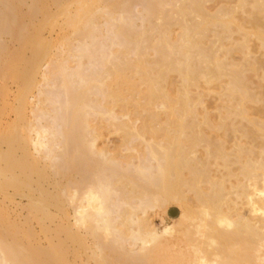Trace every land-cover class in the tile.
Returning <instances> with one entry per match:
<instances>
[{
    "label": "rangeland",
    "instance_id": "obj_1",
    "mask_svg": "<svg viewBox=\"0 0 264 264\" xmlns=\"http://www.w3.org/2000/svg\"><path fill=\"white\" fill-rule=\"evenodd\" d=\"M113 1L103 0L101 9L92 13L91 21L87 17L85 22H90L83 28L87 35L89 30L99 27L100 30L96 28V33L100 32L96 39L103 41L107 34L111 35L107 32L109 26L106 27V20L111 15L112 31L118 35L115 43L119 44L114 48L115 55H110L113 57H102L104 61L96 55L79 57L75 51L79 34L73 28L63 27L66 17L62 9L52 7L50 28L46 26L41 35L49 42L50 51L38 44L37 53L27 51L18 61L17 75L5 72L0 77V135L3 133L4 136L3 139L0 137V155L14 145L13 156L20 164L9 172L5 169L6 162L0 159V170H3L0 172V264H84L87 261L89 264H135L136 260L139 261L137 264H178L181 252L175 248L164 251V239L153 237L151 241L149 232H160L165 226L172 225V221L166 219V210L177 208L182 193L188 198L191 196V200L194 191L188 185L195 186L196 181L204 190V196L202 189H199L200 193L196 192V186L194 192L204 197L205 202L195 203L196 210L202 211V223L208 224L203 226L223 227H217L219 233L216 231L215 235L203 239V254L200 248L203 257L198 255L196 259H203L202 264H255L252 255L256 253L254 245L258 237L251 230L237 227L239 213L233 207L240 205V201L237 195L230 194L225 180H218L222 177L216 173L213 156L219 149L213 139L212 125L223 116L230 64L235 63V68L242 65L247 43L252 55H257L258 1ZM40 19L38 17V21ZM183 29H187L190 37H187L190 43L185 48ZM165 39H170L171 43L178 41L174 43V53L164 49ZM85 41L91 42L87 38ZM64 59L67 60L65 67L72 69L82 64L84 69L92 70V66H99L93 70L100 68L103 72L102 81L108 86L102 88L104 101L107 99L105 104L102 103L104 113L90 118L89 122V129H95L96 133L78 132L81 119L77 116L79 121L72 120V126L76 125L69 131V136L66 134L69 132L61 130L62 122L52 119L59 104L50 102L47 93L50 88L45 87L43 78L58 77V60ZM58 87L54 88L57 93L62 91ZM90 97L94 99V96ZM41 112L45 113L42 115ZM107 112H112L117 121L111 123ZM27 129L32 131L30 139H36L35 145L23 140ZM61 137H65L62 138L64 143ZM219 154L217 162L221 165L223 159ZM11 176H16L15 184L3 187ZM26 196L28 198H24ZM195 197L200 198L193 196L192 199ZM140 198H144V202ZM99 205L101 211H98ZM103 208L109 216L106 217L105 211L103 214ZM99 212L106 219L101 218ZM216 214L224 219L222 217L220 221ZM214 217L224 223L214 224ZM207 219H212L217 226ZM104 220L111 224L107 227ZM145 223L150 224L149 229ZM214 230L216 228L213 233ZM145 240L147 242L143 244ZM179 248L188 254L191 262V246L185 243ZM86 257L89 260L85 261Z\"/></svg>",
    "mask_w": 264,
    "mask_h": 264
},
{
    "label": "bare ground",
    "instance_id": "obj_2",
    "mask_svg": "<svg viewBox=\"0 0 264 264\" xmlns=\"http://www.w3.org/2000/svg\"><path fill=\"white\" fill-rule=\"evenodd\" d=\"M110 1H113V0H110ZM124 1H126V0H124ZM256 1H258L257 5H259V6L257 8H259L258 11L260 14V15H258L259 20L257 21L258 26H259V29L257 31V36H256L257 41H258L257 55L256 56L252 55V53L249 51L250 49L247 48L248 47L247 46L248 43H247L246 44L247 47L245 46V48L247 50L245 49L246 51L244 52V55L242 57V61L244 63L242 62V65L239 66L241 64L240 63L238 65L239 66L238 68L234 67V65H236L235 63H233L234 65L231 63L230 64L231 67L229 66L230 68L228 69V71L226 70L227 71V74H226L227 79L225 82V98H226V100H225V104H223L224 105V107H223L224 111L222 114L223 116L220 117V119H219V121H217V123H213L212 131L214 132V135H215L213 139L216 141V144H218L217 147L215 146V144H214V146L219 149V152L221 153L220 157L223 159L222 164L219 165L217 160L219 159L218 155H220V154L216 150L217 151L216 154L215 155L213 154L214 160H216L215 161L216 173H217L218 177H220V176L222 177L218 180H220V181L222 180V182H223V180H225L226 181V182L224 181L225 184L228 183L227 186H228L230 194L232 196L233 195L238 196L237 200L240 201V205L235 204V206L233 207V209L239 213L238 214V216H239L238 222L239 223H238L237 227L239 229H242L245 231L248 230V232H249V230H251L254 234H256V237H258L257 238V244L255 243L256 245H254V246H256V250H255L256 253H254V255H252V256H254L255 264H264V0H256ZM101 2H103V0H0V77H3L5 72L11 73V74H14V72H15L17 75L18 72L16 71V68L18 66V61L23 59V56L27 51H29L33 54L37 53L39 50L38 44H41L47 52L50 51L49 50V42L45 38H43L41 35H42L43 29L46 28V26L47 27L49 26V28H50V22H51V19L53 16L52 7L62 9V12H63L62 14H63V16L66 17V18L64 17L65 21L62 22L63 27L73 28L74 32H77L79 34L80 40H79V44L77 45L76 50H75L77 52V54L79 55V57H87L88 58L91 55L92 56L93 55L100 56L101 58L102 57H104V58L113 57L110 55H115L114 48H116V46L119 44L115 43V39L116 38L118 39V35H117V33H114V31H112L113 28H111V24H112L111 19H113V17L111 15H110L109 19L106 20V27L109 26L107 32L110 31L111 35L107 34L108 36L106 35V37L104 38L103 41H101L102 39L101 40L96 39V36L98 37V35H97L98 32L96 33V31H97V29H99V27H96L97 29L91 27L92 29L90 28L91 30H89V31L86 29L88 31L87 35H86V32L83 31V28L86 27V23L88 22V21L85 22V20H87V17L89 18V20L92 19L91 18L93 15L92 13L93 12L95 13L96 11H99L101 9V7H100ZM112 3H114V1ZM70 7H72V8H70ZM38 17L41 18L40 21H38ZM131 17H132V15H131ZM183 30H184V33H183L184 36H182V37L184 38L183 39L184 41L181 39V42L183 41V47L185 48L190 43L188 41V38H190V37H188L187 29H183ZM117 32H118V30H117ZM98 34H100V32ZM101 34H103L102 31H101ZM100 37H102V36H100ZM185 37H186V39H185ZM86 38H87V40L88 39L91 40V42H86L85 41ZM170 39L169 40L165 39L163 41V43L162 42H160V43H162L164 45V47H165L164 49H167L169 51V53H174L175 48L173 49V46L177 40L176 41L174 40V41H172L174 43H171ZM134 45L137 46V44H134ZM155 46H157V48L161 47V45H159V46L154 45V47ZM175 46H177V44H175ZM138 47L139 46H137V48ZM190 47H188V48H190ZM117 48H119V47H117ZM72 49H73V47H72ZM159 49H157V50H159ZM177 49H179V48H177ZM180 49H181V47H180ZM185 50L186 49H184L183 51H185ZM243 50H244V47H243ZM177 51H179V50H177ZM152 52L156 53L155 51H152ZM116 53H118V52L116 51ZM9 59H10V61H9ZM97 59H99V57ZM24 60H26V59H24ZM101 60H103V58ZM58 63H59V67L56 69L58 72L57 73L58 77L53 75L52 78H46V77L43 78V83H44L45 87H49L51 89V90L48 89V91H47L48 95L50 96L49 98H51L50 102H53V103L55 102V103L59 104V107H57L58 111H57V113L55 112V114H54L55 118H52V117L51 118L57 119L58 122L59 121L62 122L61 124L63 125V128L61 130L63 132H65V131L71 132L75 129L74 126L76 125L75 124L74 126H72L71 122H72V120H74V118L76 120H78L76 118L78 116L79 120L81 119V129L78 132H80L81 130L82 131L89 130L90 133H91V131L96 133L95 129H93V128H91V130L89 129L90 128L89 122H90V118H94V117H96L98 115H102L104 113L103 112L104 107H103L102 103L104 102V104H105V101L107 99L104 101L105 97L103 95V91H102L103 89L102 88H105V87L107 88L108 86L105 85L104 82L102 81V79H103L102 73L103 72L100 71L101 70L100 68H99L100 70L99 69L93 70L95 68H98L99 66L95 67V68L92 66V68H93L92 70H90V68L87 69V67L84 69L82 64L77 65L75 68H72V69L65 67V66H67L66 65L67 60H65V59L62 61L58 60ZM104 63H102V64H104ZM2 79H4V78H2ZM12 79H13V77L10 78V80H12ZM58 85H59V87H58ZM57 87L59 88V90L61 87L62 91L57 93L54 90V88L57 89ZM110 87H111V85H110ZM107 94L108 93H106V95ZM187 94L188 93L184 94L185 99L188 96ZM90 96H94V99H91ZM106 98H107V96H106ZM109 101L113 102V100H111V99ZM106 107H108V106H106ZM54 110H56V109H54ZM44 113H42V115ZM39 114H40V112H39ZM107 114H108V119L110 120L111 123H114L115 121H117L118 118L116 116H114L112 114V112L111 113L107 112ZM192 114H193V112H192ZM45 118L47 119V117H45ZM62 125H61V127H62ZM46 128H47V126H46ZM55 131H59V130L56 129ZM31 132L28 130L26 135H25L26 137L23 140L24 141L26 140L27 142L26 141L25 142L27 144L30 143L29 145H31V144L35 145L34 143L36 142V139L31 140L29 137V133H31ZM70 132L66 133V134H68L70 136ZM8 133H7V135H8ZM77 133H76V135H77ZM2 134L0 135V137L3 139L4 136H2ZM53 134H55V133H53ZM66 134H65V137H66ZM5 135H6V133H5ZM35 135L38 136V133ZM37 136H35V138H37ZM74 136H75V134H74ZM39 137H40V134H39ZM65 137H61V139L65 138ZM63 140L64 139H62V141ZM73 140H76V139H73ZM62 141H60V142H62ZM3 142H1V145ZM38 142H40V141H38ZM63 143H64V141H63ZM19 145H21V144L19 143ZM43 145L44 144H42V146ZM57 145H58V143H57ZM58 146H61V145H58ZM37 147H40V146H37ZM50 147H48V148H50ZM55 148H57V147H55ZM13 149H14V145L11 149H8V151H6L5 154L3 153L0 155V159L6 162L5 163V169L9 172H10V170L13 172V169L16 168L19 164V163H17V160L14 159L13 155L15 153H13ZM48 150H47V152H48ZM51 151H49V152H51ZM50 155H52V154H50ZM52 157H53V155H52ZM208 158H210V157H208ZM47 159H49V158H47ZM50 160H51V157H50ZM111 160H112V158H111ZM214 160H213V162H214ZM93 161H94V159H93ZM200 161H202V159ZM200 161H199V163H200ZM94 163H92V164H94ZM97 163L98 162H96V164ZM109 163L112 164V162H109ZM25 165H27V164H25ZM107 165L109 166V164H107ZM112 166H114V164ZM212 166H214V165H212ZM0 172H3V170H0ZM8 173H6V174H8ZM216 173L214 172L215 176H216ZM11 175H12V173H11ZM11 178H13V179L10 180ZM11 178H8L9 180L7 179L6 181L4 180L5 181L4 185L3 184H1V185H3V187H4V186H9V185L15 184L14 179H16V176L15 177L11 176ZM196 182H197V184H199L198 181H196ZM197 184H195V186L197 187V190L193 184L188 185V186L191 190L193 188L194 192L196 190V192L200 193V190L202 189L201 194H202V196H204L203 188L200 189V187H199L201 184H199L198 186H197ZM218 185L216 183V186L220 187ZM4 191H6V190H4ZM182 191H183V189H182ZM182 191H180V192L182 193ZM185 192H187V190H185ZM194 192H192L193 196H198V197L201 196V194L199 196L197 193L195 194ZM3 194H6V193H3ZM183 194L184 193H182V195L179 196L180 198L178 199L179 203H178L177 208L179 209V212H180L179 216L175 220H172L171 226H168V227L165 226L166 228L164 227V229L161 230L160 232H157V231H152L153 233L149 232L150 233L149 238L151 241H152L153 237H155L154 239H157V237H161L164 240H167L170 238L179 239V240L189 244L193 250V258H192V261L190 264H196L197 262H198L197 264H199V263L202 264L204 262V260L202 259L203 260L202 261L200 257H199V259L201 260V262L195 261V260H199L196 258L198 257V255L202 256V254L204 252L203 246L201 245L204 243L203 239L206 236H209V235L211 236V234L215 235L218 232V230L222 226L218 227L217 225H219V223L220 224L224 223V222H219V220L221 221V218L223 216L221 217V216H219L220 214L219 215L216 214L217 217L219 216L217 218L219 220L216 221L217 219H215V217L213 220H215L214 224H217L215 222H218L217 225L213 224L212 219H211V221L207 219V221L212 222L211 225L213 224L214 226H217L219 228V229H217V227L212 226V227L216 228V230H214V233H213L214 228L211 229L210 228L211 226H208L209 227L208 228V227H206L208 224L206 225V224H203L204 222L202 223V221L200 219V214L202 211L199 213L200 209L197 211L195 208V203L201 204L204 197L202 198V196H201L199 199L198 198L196 199V197H195V199H192L193 198V196H192V198L190 200L189 198L191 196L188 198L186 193H185V195H183ZM207 195L209 196L210 193ZM22 196H23V194H22ZM94 197L95 196H93V198ZM142 197H144V196H142ZM24 198H28V197L26 196ZM93 198H92V200H93ZM206 198H205V200H206ZM90 199H91V197H90ZM94 200H96V199H94ZM124 200H123V202H124ZM140 200L143 201L144 198H140ZM145 201H146V199H145ZM100 205H101V203H100ZM100 205L98 206L99 207L98 211H101V210H99ZM143 206H144V204H143ZM76 207H78V206H76ZM115 207H117V206H115ZM139 207H141V205ZM81 208H83V207H81ZM95 208H93V209L96 210L97 208L96 209ZM105 209H107V208H105ZM82 210L84 211V209H82ZM104 211L105 210L103 208V210H102L103 214H104ZM85 212H86V210H85ZM95 212L92 213V217L95 216ZM106 212H107V210L105 211V215L107 214L106 215V217H107L110 214L108 215V213H106ZM130 212L134 213L133 211H130ZM237 212H235V213H237ZM100 213L101 212H99V214ZM246 213L249 216L245 215ZM88 214L87 215L90 217L91 211ZM93 214H94V216H93ZM76 215H80V214L77 213ZM204 215H206V214H204ZM97 216H99V215H96V217ZM101 216H102L101 218L105 217L104 215H101ZM246 216H247V218H246ZM96 217L94 219H96ZM106 217L104 219H106ZM98 218H100V217H98ZM223 219H224V217L222 218V220ZM92 221H93V218H92ZM92 221H91V223H92ZM99 221L100 220H98V223H100ZM104 221H106V220H104ZM109 222L110 221L104 222L105 224L107 223V227L111 224V223L109 224ZM127 222H129V220ZM226 222L227 221H225V223ZM228 223H227V226L229 227L230 225ZM94 224L96 227V222ZM100 224H103V223L101 222ZM134 224H135V222H134ZM147 224L145 223L146 229L150 226V224L149 225H147ZM203 225H206V226L204 227ZM92 226H93V224H92ZM143 227H145V226H143ZM138 228H140V227H138ZM206 228L210 229V231L208 230V232H210L209 234H207L208 232H207ZM204 229H206L205 233H204ZM129 230H130V228H129ZM211 230H212V232H211ZM232 230H233V228H232ZM142 231H143V229L141 230V232ZM90 232H93V231L91 230ZM96 232H99V231H96ZM96 232H94V236H95ZM122 233H123V231H122ZM149 233H148V235H149ZM241 233L242 232H240V234ZM253 233H251V234L253 235ZM204 234H207V235H204ZM229 234H230V232H229ZM229 236H228V238H229ZM248 237H249V235H248ZM145 238H147V237H145ZM224 238L227 239V236ZM121 240H123V238ZM138 242H140V241L138 240ZM146 242L147 241L145 240V242H142V243L144 244ZM233 243H234V241H233ZM222 244L223 243H221V245ZM231 244H232V242H231ZM234 244H236V243H234ZM115 245H117V244H115ZM130 246H132V245H130ZM140 247H142V245ZM200 248L202 249V252H201ZM99 249H101V248H99ZM206 249L208 251V247ZM230 249H229V251H230ZM89 250H91V248H89L88 251ZM95 250H97V248H95ZM139 250L143 251L145 249H139ZM139 250H138V252H139ZM232 250H233V248H232ZM224 251H225V249H224ZM200 252L202 254H200ZM231 253H233V251ZM135 256H138V255H135ZM144 257H146V256H144ZM100 258H101V256H100ZM251 258H253V257H251ZM87 259L88 258L86 257L85 261H87ZM146 261L148 262V260H146ZM133 262H135V261H133ZM137 262H139V261L136 260L135 264H137ZM84 264H89V261L84 262Z\"/></svg>",
    "mask_w": 264,
    "mask_h": 264
},
{
    "label": "crops",
    "instance_id": "obj_3",
    "mask_svg": "<svg viewBox=\"0 0 264 264\" xmlns=\"http://www.w3.org/2000/svg\"><path fill=\"white\" fill-rule=\"evenodd\" d=\"M179 214H180L179 209L176 207H169L165 212L166 219L170 221L175 220L179 216ZM164 242H165L164 251H169V250L173 251V249L175 248L181 252L180 261L178 262V264H190L191 263L189 262L188 254L186 255L182 251V249L179 248L181 244L185 245V242L179 239H172V238L164 240Z\"/></svg>",
    "mask_w": 264,
    "mask_h": 264
}]
</instances>
